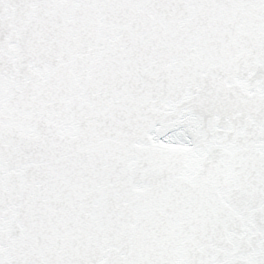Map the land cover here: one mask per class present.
I'll return each mask as SVG.
<instances>
[{"label":"snow or ice","instance_id":"1","mask_svg":"<svg viewBox=\"0 0 264 264\" xmlns=\"http://www.w3.org/2000/svg\"><path fill=\"white\" fill-rule=\"evenodd\" d=\"M0 264H264V0H0Z\"/></svg>","mask_w":264,"mask_h":264}]
</instances>
